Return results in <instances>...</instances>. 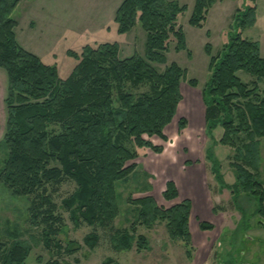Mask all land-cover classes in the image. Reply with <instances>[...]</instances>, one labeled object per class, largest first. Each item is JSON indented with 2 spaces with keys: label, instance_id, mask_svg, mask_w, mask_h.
Here are the masks:
<instances>
[{
  "label": "trees",
  "instance_id": "trees-1",
  "mask_svg": "<svg viewBox=\"0 0 264 264\" xmlns=\"http://www.w3.org/2000/svg\"><path fill=\"white\" fill-rule=\"evenodd\" d=\"M256 0L236 8L229 40L212 54L210 75L202 89L206 132L222 128L218 143L232 147L236 153L231 166L236 182L228 185L234 197L244 192L258 200L255 213L264 216V183L254 170L261 166V143L264 138V53L259 41L243 35L257 21ZM19 0H0V67L7 73L6 129L0 140V182L14 196L30 199L29 217L42 226L41 240L72 254L80 249L78 241L63 245L57 234L64 230L61 207L69 213L75 226L83 223L112 226L120 214L117 185L137 176L138 157L132 145L161 152L163 147L147 140L145 135L167 139L164 129L176 116L183 98L181 84L187 69L177 62L167 64V53L175 39V50H188L186 35L178 16L187 5L174 0H122L115 14L118 32L130 31L140 23L146 31L144 54L120 58L118 42L86 44L81 52L69 49L77 60L71 73L62 78L56 64L43 62L17 40L18 21L13 12ZM216 0H195L189 19L193 26L203 27L210 7ZM167 64L160 71L154 64ZM244 71L255 77L250 85L239 75ZM189 84L197 86L196 79ZM147 86L146 90L135 92ZM185 118L179 127L186 125ZM58 127V129L56 128ZM207 157L212 158L208 149ZM216 165V160H212ZM217 170H214L216 173ZM65 180L75 183L74 191L61 205L54 201L51 185ZM146 185L145 189H150ZM163 197H179V189L168 180ZM137 206L136 217L129 228L116 229L111 241L116 250L130 249L136 241L138 250L148 248L145 235L137 234L138 225L151 227L164 221L172 240H181L191 257L193 248L190 218L192 201L183 198L169 207L160 206L152 195L130 198ZM212 210L217 212V207ZM263 222V221H261ZM202 230L214 225L200 221ZM7 243L0 240V264H26L32 251L27 239L12 235ZM90 247L99 242L96 231L83 239ZM41 261V259H39ZM108 259L104 264H110ZM43 264H63L59 258ZM231 264V263H229Z\"/></svg>",
  "mask_w": 264,
  "mask_h": 264
},
{
  "label": "rangeland",
  "instance_id": "rangeland-1",
  "mask_svg": "<svg viewBox=\"0 0 264 264\" xmlns=\"http://www.w3.org/2000/svg\"><path fill=\"white\" fill-rule=\"evenodd\" d=\"M121 1L19 0L13 12L18 21L15 28L17 40L43 62L56 64L62 78H66L77 64L67 51L81 52L86 44L118 42L120 58L134 53L144 54L146 31L140 23L125 33L117 30L115 14ZM174 1L187 5V9L179 14L178 22L185 32L188 50H175L176 41L173 39L167 53V64L177 62L187 69V79L181 84L183 98L173 121L164 129L167 139L145 135L147 140L161 145L163 150L157 153L149 147L132 145L138 152V157L131 161L137 163L138 174L118 183L120 214L112 226L104 228L83 223L77 227L67 211L61 207L57 210L63 218L64 230L57 234L56 239H60L63 245L68 240L78 241L81 245L72 254L55 245L46 248L41 240L42 226H35L29 217L30 199L12 195L0 182V240L6 243L11 240L8 230L12 235L29 240L33 248L26 264H43L55 258L63 264H104L108 259H112L110 264H264V216L255 213L258 200L244 192L237 197L231 193L228 185L236 182V171L231 166L236 151L218 143L222 135L221 127L214 130L213 138L207 134L202 99V89L210 75L211 56L205 50L206 44L210 43L212 54H216L229 40L236 8L252 4V0H216L203 27L189 22L195 0ZM255 3L257 21L254 26L245 29L243 35L259 41L264 53V0H256ZM167 64L154 65L162 71ZM239 75L250 85L255 81L253 75L244 71H240ZM189 79H196L198 85H190ZM258 85L260 90L264 89V81ZM183 86H187L186 93L200 106L196 120L192 117L190 100L188 97L186 100L182 91ZM147 88L145 85L132 90L140 92ZM6 95L7 73L0 67V140L6 129ZM181 118L187 122L182 129L179 127ZM208 149L212 153L211 159L207 157ZM0 157H3L2 151ZM214 159L216 165L212 162ZM261 159L260 169L254 172L264 183V138ZM214 170H217L216 173ZM179 177L202 180L207 196L203 212L192 214L190 218V228L193 221L202 239L200 243H193L191 257H188L183 241L170 239L164 221H157L151 227L138 225L137 234L146 236L147 249L138 250L135 241L130 249L116 250L111 241L113 232L117 228H129L137 215V206L130 198L152 195L160 206L169 207L180 201V197L168 201L162 193L168 180L177 184ZM146 185L151 188L145 189ZM75 186L73 181L65 180L59 185H51L49 190L57 205H61L62 199L71 194ZM214 206L217 212L212 210ZM200 221L210 222L214 228L202 230L199 228ZM93 231L99 234V242L92 248L83 239Z\"/></svg>",
  "mask_w": 264,
  "mask_h": 264
},
{
  "label": "bare ground",
  "instance_id": "bare-ground-1",
  "mask_svg": "<svg viewBox=\"0 0 264 264\" xmlns=\"http://www.w3.org/2000/svg\"><path fill=\"white\" fill-rule=\"evenodd\" d=\"M186 90H187V86H183L182 91L186 95V100H187V97L190 100V103H191L190 107H192L191 108L192 117L196 120L198 117L200 106L197 105V103L194 100H192V98L189 97V95L186 93ZM189 179H190L189 177H179L177 179V184H178L181 194H186L187 191H190L192 192L194 196H197L195 203H194V209H193V214H197L201 211L203 212V209H204L201 203L200 196H202V194H206L205 188L203 186L202 180L194 182V180H189ZM191 229L195 236L196 234H199V229L196 227V224L193 221L191 222Z\"/></svg>",
  "mask_w": 264,
  "mask_h": 264
},
{
  "label": "crops",
  "instance_id": "crops-1",
  "mask_svg": "<svg viewBox=\"0 0 264 264\" xmlns=\"http://www.w3.org/2000/svg\"><path fill=\"white\" fill-rule=\"evenodd\" d=\"M190 179L189 180H194V182H196V180L195 179H192L191 177H189ZM187 180V179H186ZM178 189H179V187H178ZM196 195V194H195ZM182 196V197H181ZM179 197H180V200L181 199H183V197H185V198H190L191 199V201H192V213H191V215L193 214V209H194V203H195V200H196V197L197 196H194L193 194H192V192H190V191H187L186 192V194H181V192H180V190H179ZM207 196H206V194H202V196H200V198H201V203H202V205H203V208L205 207V204L207 203V198H206ZM198 202V201H197ZM200 228V227H199ZM206 231H208V230H206ZM191 233H192V240H193V243L194 242H196V243H200V242H202V239H201V233H200V231H199V234H196V236L194 235V233L191 231ZM203 247H204V245H202Z\"/></svg>",
  "mask_w": 264,
  "mask_h": 264
},
{
  "label": "flooded vegetation",
  "instance_id": "flooded-vegetation-1",
  "mask_svg": "<svg viewBox=\"0 0 264 264\" xmlns=\"http://www.w3.org/2000/svg\"><path fill=\"white\" fill-rule=\"evenodd\" d=\"M232 264V263H231Z\"/></svg>",
  "mask_w": 264,
  "mask_h": 264
}]
</instances>
